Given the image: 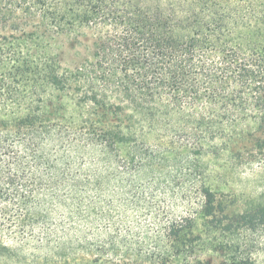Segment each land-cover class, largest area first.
I'll return each instance as SVG.
<instances>
[{"label":"trees","instance_id":"obj_1","mask_svg":"<svg viewBox=\"0 0 264 264\" xmlns=\"http://www.w3.org/2000/svg\"><path fill=\"white\" fill-rule=\"evenodd\" d=\"M86 32L91 45L65 66L54 46ZM207 156L264 169V0H0V260L57 214L88 231L118 225L107 203L126 189L122 162L146 192L203 198L146 264H190L199 242L221 264H260L249 248L264 195L228 213L201 176Z\"/></svg>","mask_w":264,"mask_h":264},{"label":"rangeland","instance_id":"obj_2","mask_svg":"<svg viewBox=\"0 0 264 264\" xmlns=\"http://www.w3.org/2000/svg\"><path fill=\"white\" fill-rule=\"evenodd\" d=\"M91 43L89 32L85 35L71 34L60 38L54 51L60 55L65 66L71 67L82 58ZM145 139L148 143L154 141L153 135L145 136ZM200 166L203 180L222 189L223 195L220 198L230 205V214L243 212L247 202L258 200L264 195L261 181L264 169L259 165L235 168L228 172L225 159L216 161L207 156L200 162ZM118 167V180H122L121 186L126 189L119 190L118 184V202L107 203L109 208L114 209L115 216H118V225L102 223L100 227L88 231L79 224L71 225L65 216L57 214L48 224L37 228L32 237L24 241H10L9 247L17 257L2 259L0 264H146L155 253L157 245H162L161 235L167 225L174 220L193 216L203 204V198L192 190L177 192L170 189L166 192L160 189L154 193L146 192L143 173L137 174L128 169L131 166L122 162ZM191 181L183 176L176 180L173 187H184ZM162 186L167 189L171 187L165 182H162ZM203 224L198 221L199 231L204 229ZM56 229L58 234L52 243L41 240L43 230ZM252 239L249 249H253L254 257L260 264H264V232L256 233ZM196 248L186 262L195 264L191 262L194 259H200L201 264L223 262L219 254L205 251L202 243H197Z\"/></svg>","mask_w":264,"mask_h":264}]
</instances>
